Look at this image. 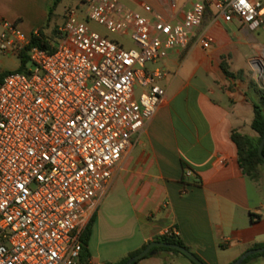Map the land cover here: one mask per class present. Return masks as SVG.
I'll return each instance as SVG.
<instances>
[{"label": "built area", "instance_id": "2783aa9c", "mask_svg": "<svg viewBox=\"0 0 264 264\" xmlns=\"http://www.w3.org/2000/svg\"><path fill=\"white\" fill-rule=\"evenodd\" d=\"M175 6V0H170ZM84 13L136 48L93 31L70 8L54 52L0 14V50L29 56L34 70L0 82V264H80L82 234L113 184L115 168L157 113L162 69L148 62L192 41L214 20L264 31V0H196L182 20L151 22L119 0H86ZM147 12L152 8L145 7ZM147 89L140 98L136 82Z\"/></svg>", "mask_w": 264, "mask_h": 264}, {"label": "crops", "instance_id": "0c3cea01", "mask_svg": "<svg viewBox=\"0 0 264 264\" xmlns=\"http://www.w3.org/2000/svg\"><path fill=\"white\" fill-rule=\"evenodd\" d=\"M195 1L175 0L172 6L170 0H119L151 22L182 20ZM72 2L86 5L0 0V14L26 35L42 32L48 38L65 23ZM202 30L212 39L209 49L192 41L155 63L160 67L154 70L167 72L159 82L166 95L93 213L90 264H119L168 234L206 264H233L248 250L264 247V167L257 180L246 175L232 138L235 132L258 136L252 125L264 91V31H251L238 20L216 21L213 11ZM186 260L157 252L140 263ZM248 264H264V257Z\"/></svg>", "mask_w": 264, "mask_h": 264}, {"label": "trees", "instance_id": "16d2710c", "mask_svg": "<svg viewBox=\"0 0 264 264\" xmlns=\"http://www.w3.org/2000/svg\"><path fill=\"white\" fill-rule=\"evenodd\" d=\"M50 16H51V14H50ZM31 46L32 47H39V48L47 50L49 52L55 51V46L52 45V43L44 36V34H42V32H39L38 36L34 35L32 37ZM20 58H21V62H22V67H21V70H19V71L21 72L25 68V66L28 64L30 59H29V56L27 55V53H25V52L20 56ZM4 76H5V74L0 76V82L2 81ZM254 108H255V119H254L252 128L258 134V136L257 137H250V136L235 132L233 134L232 138H233L234 143L238 147L239 161H240V165H241L244 173L246 175H248L249 177L257 180L260 177L261 168L264 167V160L259 153L262 140L264 139V91L262 92V98H261L260 103L255 104ZM263 154H264V151H263ZM95 221H96V219H95V215H94L91 218L90 222L88 223L87 227L85 228V230L82 234L83 249H82V253H81L80 264H90V260L92 258V254H91V250H90V241L92 238L93 227L95 225ZM156 241L169 243V244H176V245H180L182 247L187 248L186 245L184 244V242L178 236H176L174 234L164 235L162 237L157 238ZM147 246L148 245L144 246V248L139 250V251L131 253L126 259H124L119 264L127 263V261L129 259L140 254L144 249L147 248ZM155 250L157 252L164 251V252H172V253L181 255V256L185 257L186 259H188L192 264H196L193 261H191L186 255H184L183 253H181L178 250L169 249V248H156ZM150 257L151 256L149 255L145 259H148ZM197 257L200 260H202L199 256H197ZM259 257H264V253L254 255V256L248 258L244 262V264H248L253 259H256ZM140 262L135 263V264H139Z\"/></svg>", "mask_w": 264, "mask_h": 264}, {"label": "rangeland", "instance_id": "374dc122", "mask_svg": "<svg viewBox=\"0 0 264 264\" xmlns=\"http://www.w3.org/2000/svg\"><path fill=\"white\" fill-rule=\"evenodd\" d=\"M70 8H75L79 11V15L81 16V20H83L84 22H86L88 24V26L95 32L99 33L102 36L108 37L111 40H114L122 45L125 46V48L127 49H131V48H136V44L133 40L132 37L130 36H123V35H119V34H115L112 33L111 31L108 30V28L100 23L97 22H93L90 21L86 18V16L84 15L87 6L83 3H80L79 5H77L75 2L70 3ZM62 12L64 10V7H62ZM59 33H51L50 37H46L53 46H56L58 44V40H59ZM159 62V61H157ZM156 62H148L146 64V69L149 71H153L155 68L160 67L159 64H155ZM22 67V62H21V58L19 56H15V55H9L4 53L3 51L0 50V76L3 74H9L12 72H16L21 70ZM30 70H34V66L32 64L31 61L28 62V64L25 66V68L21 71L24 73H27ZM147 91L146 88H144L143 86H141L138 81L136 82L135 85V92L137 95V98H140V96L145 93ZM129 222H131V220H129ZM129 226V225H127ZM124 228H128L127 231H129V229H132V226L130 225L129 227H124ZM164 251H160L159 253H163ZM188 262V264H191V262H189L188 260H186ZM140 264H149V262H143Z\"/></svg>", "mask_w": 264, "mask_h": 264}, {"label": "water", "instance_id": "95a60500", "mask_svg": "<svg viewBox=\"0 0 264 264\" xmlns=\"http://www.w3.org/2000/svg\"><path fill=\"white\" fill-rule=\"evenodd\" d=\"M264 139L262 140L261 146H260V150L259 153L261 155V157L264 160ZM156 248H169V249H174V250H178L181 253H183L184 255H186L191 261H193L196 264H205L202 260H200L194 253H192L189 249L182 247L180 245H176V244H169V243H164V242H160V241H154L151 242L146 249H144L140 254L132 257L131 259H129L127 261V263L125 264H135L138 263L142 260H144L147 256H153L154 254L157 253V251L155 250ZM264 253V247L263 248H257V249H251L248 250L247 252H245L243 255H241L233 264H244V262L254 256V255H258V254H263Z\"/></svg>", "mask_w": 264, "mask_h": 264}]
</instances>
